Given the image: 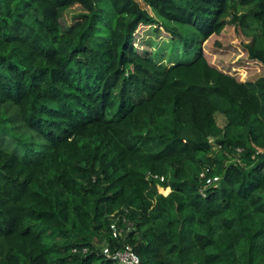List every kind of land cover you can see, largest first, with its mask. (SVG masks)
<instances>
[{
    "label": "trees",
    "instance_id": "obj_1",
    "mask_svg": "<svg viewBox=\"0 0 264 264\" xmlns=\"http://www.w3.org/2000/svg\"><path fill=\"white\" fill-rule=\"evenodd\" d=\"M140 26L177 62L141 53ZM227 26L264 65V0H0V127L23 130L21 153L0 144V264H117L104 245L264 264V76L208 62ZM203 172L220 177L205 196Z\"/></svg>",
    "mask_w": 264,
    "mask_h": 264
},
{
    "label": "rangeland",
    "instance_id": "obj_2",
    "mask_svg": "<svg viewBox=\"0 0 264 264\" xmlns=\"http://www.w3.org/2000/svg\"><path fill=\"white\" fill-rule=\"evenodd\" d=\"M83 12L79 6L72 7L65 12L60 19L63 29L71 28ZM158 29L159 33L156 34L154 28L140 26L136 32V45L141 53L146 51L153 54L158 53L157 57L170 66L177 62L175 55L168 49L171 35L162 26H158ZM249 42L251 38L239 28L227 26L220 36L214 35L206 41L203 44V50L212 66L234 76L240 82H250L264 76V65L249 59L245 48ZM217 121L219 126L225 125V119L222 116L218 115ZM16 136H23L20 125L14 124L12 132L0 127V144L21 153L22 148L18 145Z\"/></svg>",
    "mask_w": 264,
    "mask_h": 264
},
{
    "label": "built area",
    "instance_id": "obj_3",
    "mask_svg": "<svg viewBox=\"0 0 264 264\" xmlns=\"http://www.w3.org/2000/svg\"><path fill=\"white\" fill-rule=\"evenodd\" d=\"M211 142H213V140H211ZM200 177L205 180V188L202 191L203 196H205V189L219 186L220 177L208 176L207 172H203ZM161 181H163V178H161ZM111 231L114 239H120L124 235V229L117 224H112ZM102 252L107 259H110L117 264H141L140 257L130 245L115 249L105 245L102 248Z\"/></svg>",
    "mask_w": 264,
    "mask_h": 264
}]
</instances>
